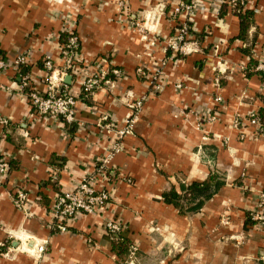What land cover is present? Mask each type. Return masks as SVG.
I'll return each mask as SVG.
<instances>
[{
    "label": "crops",
    "instance_id": "crops-1",
    "mask_svg": "<svg viewBox=\"0 0 264 264\" xmlns=\"http://www.w3.org/2000/svg\"><path fill=\"white\" fill-rule=\"evenodd\" d=\"M179 1L128 0L120 9L118 0H0V56L27 53L25 69H0V158L10 166L0 178V264H121L107 219L120 222L136 247L134 264H264V225L251 216L264 190V132L244 120L264 108L263 76L254 68L264 59V0L241 9L248 11L242 33L227 0H195L191 50L170 60L165 42L187 21L172 16ZM67 27L79 39L78 72L63 78L76 99L73 124L38 115L19 90L23 74L44 89L45 55L62 66ZM97 67L108 80L82 94L80 75ZM141 96L133 130L111 161L113 177L97 178L109 201L72 218L64 232L52 229L56 195L93 173L114 139L97 125L101 117L118 127L128 102ZM211 174L219 185L200 207L164 201V192L180 194ZM17 190L27 195L25 211L13 204ZM42 239L48 243L40 256L20 246Z\"/></svg>",
    "mask_w": 264,
    "mask_h": 264
},
{
    "label": "built area",
    "instance_id": "built-area-1",
    "mask_svg": "<svg viewBox=\"0 0 264 264\" xmlns=\"http://www.w3.org/2000/svg\"><path fill=\"white\" fill-rule=\"evenodd\" d=\"M248 0H227L231 9H242ZM128 0H118L117 6L124 9ZM195 0H181L172 9V16L184 15L187 21L182 22L176 30L174 36L170 37L165 42V48L170 51L168 58L174 59L177 53H186L191 50L188 45L192 44L188 39L191 38L189 29V19L193 15ZM137 30L142 31L138 22H135ZM66 34V40L60 47V55L62 58V66L57 68L54 65L50 55H45L43 58V69L46 71L45 86L43 90H39L33 83L29 81L28 74L20 75L19 90L23 91L27 97L30 106L34 111L42 117L60 118L65 124H73L77 122L75 115V96L69 92L66 84H63L65 75L77 74L79 39L72 27H67L63 30ZM22 64H27V53H17L10 59L0 58V69L8 67L18 68ZM255 70L260 72L264 81V59L256 62ZM113 75L120 74L117 68L110 69ZM108 71L103 67H97L93 72L81 74L79 77V85L84 94H90L103 83H106ZM63 84V85H62ZM61 85V86H60ZM179 85V84H178ZM27 88V91L25 89ZM215 101H219V97H215ZM144 102V96L137 97L128 102L127 106L130 110L129 114L122 120L121 125L114 126L109 123L107 116H102L97 125L101 128L110 129L114 139L104 153L97 158L93 173L87 174L81 178L70 188L63 190L57 194L52 207L50 209L51 228L64 232L67 229L68 223L72 218L78 215H89L95 213L99 208H102L110 199L108 189L100 182L109 180L112 176L111 161L114 155L123 150V138L129 135L138 119ZM207 121L215 120L213 115L206 114ZM249 124L256 126L259 131L264 132V117L260 119L257 112L251 111L244 119ZM0 123L5 124L6 119L0 116ZM234 126H242L243 119L235 118ZM9 162L5 158H0V178L7 175L9 171ZM98 182V183H97ZM27 195L22 190H17L13 196V204L19 210L25 211V202ZM252 218L261 225H264V190L259 191L255 203V207L251 213ZM106 231L110 237L119 235L122 231L120 222L114 219H107L104 223ZM9 239L15 237V234L8 232ZM21 241V248L28 253L40 256L48 243L47 239H42L34 242L31 247L24 246V240ZM5 246L4 241H0V251ZM136 247L130 246V260L128 264H134L133 256L135 255Z\"/></svg>",
    "mask_w": 264,
    "mask_h": 264
},
{
    "label": "trees",
    "instance_id": "trees-1",
    "mask_svg": "<svg viewBox=\"0 0 264 264\" xmlns=\"http://www.w3.org/2000/svg\"><path fill=\"white\" fill-rule=\"evenodd\" d=\"M233 11L241 17V33H242L244 31V28L246 27V18H247L246 12L248 11H245L244 13L241 12V9L239 10L234 9ZM0 58H4V56L1 55ZM250 64L254 66L255 62L251 61ZM25 67H26V64L20 65L18 67V71L21 69H25ZM25 91H27V88L25 89ZM263 100H264V97H263ZM258 115L260 119L264 117V108L260 109V111L258 112ZM214 178H215V175L211 174L207 178V180L203 182H192L188 186L184 187L182 193L180 194L176 193L175 190L170 189L163 193V199L165 202L171 203L175 206H178L179 208L181 207V204H179V201H185L189 203L194 202V204L187 207V209L190 210V209L198 208L201 206L202 202L208 199L218 187L219 181L214 180ZM111 243H112V250L113 252H115V254H117L119 258V262L121 264H128L130 260V254H131L130 253L131 242L128 239H126L124 236L119 234V235H112Z\"/></svg>",
    "mask_w": 264,
    "mask_h": 264
},
{
    "label": "water",
    "instance_id": "water-1",
    "mask_svg": "<svg viewBox=\"0 0 264 264\" xmlns=\"http://www.w3.org/2000/svg\"><path fill=\"white\" fill-rule=\"evenodd\" d=\"M69 78H70V75H66V76L64 77V82L66 83V82L69 80Z\"/></svg>",
    "mask_w": 264,
    "mask_h": 264
}]
</instances>
